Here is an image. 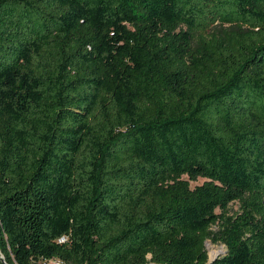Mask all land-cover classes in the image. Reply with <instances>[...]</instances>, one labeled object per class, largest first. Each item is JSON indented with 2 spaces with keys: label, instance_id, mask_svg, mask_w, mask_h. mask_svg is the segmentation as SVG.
<instances>
[{
  "label": "trees",
  "instance_id": "16d2710c",
  "mask_svg": "<svg viewBox=\"0 0 264 264\" xmlns=\"http://www.w3.org/2000/svg\"><path fill=\"white\" fill-rule=\"evenodd\" d=\"M206 241L264 264V0H0V264Z\"/></svg>",
  "mask_w": 264,
  "mask_h": 264
},
{
  "label": "rangeland",
  "instance_id": "374dc122",
  "mask_svg": "<svg viewBox=\"0 0 264 264\" xmlns=\"http://www.w3.org/2000/svg\"><path fill=\"white\" fill-rule=\"evenodd\" d=\"M202 181H203V179H198L197 183H201ZM191 185L193 186V185H195V183L192 182ZM230 206L233 210L236 209V204L232 203ZM205 248L207 250L209 259L217 257L219 255H222L226 251V247L223 244H212L210 241H206ZM210 253H215V255L210 256Z\"/></svg>",
  "mask_w": 264,
  "mask_h": 264
},
{
  "label": "built area",
  "instance_id": "2783aa9c",
  "mask_svg": "<svg viewBox=\"0 0 264 264\" xmlns=\"http://www.w3.org/2000/svg\"><path fill=\"white\" fill-rule=\"evenodd\" d=\"M43 264H63L62 262L60 261H57V260H51V261H47V262H43Z\"/></svg>",
  "mask_w": 264,
  "mask_h": 264
},
{
  "label": "water",
  "instance_id": "95a60500",
  "mask_svg": "<svg viewBox=\"0 0 264 264\" xmlns=\"http://www.w3.org/2000/svg\"><path fill=\"white\" fill-rule=\"evenodd\" d=\"M2 258V257H1ZM215 258V257H214ZM214 258H210V259H208V264L209 263H211L213 260H214ZM2 260L4 261V259L2 258Z\"/></svg>",
  "mask_w": 264,
  "mask_h": 264
},
{
  "label": "bare ground",
  "instance_id": "6f19581e",
  "mask_svg": "<svg viewBox=\"0 0 264 264\" xmlns=\"http://www.w3.org/2000/svg\"><path fill=\"white\" fill-rule=\"evenodd\" d=\"M215 255V253H210V256H214Z\"/></svg>",
  "mask_w": 264,
  "mask_h": 264
}]
</instances>
